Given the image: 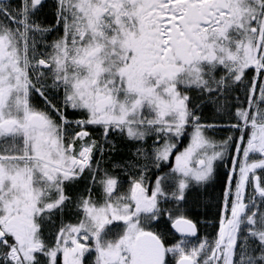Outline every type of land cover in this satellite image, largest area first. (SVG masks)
<instances>
[{
  "label": "snow or ice",
  "instance_id": "1",
  "mask_svg": "<svg viewBox=\"0 0 264 264\" xmlns=\"http://www.w3.org/2000/svg\"><path fill=\"white\" fill-rule=\"evenodd\" d=\"M0 264H264V0H0Z\"/></svg>",
  "mask_w": 264,
  "mask_h": 264
}]
</instances>
